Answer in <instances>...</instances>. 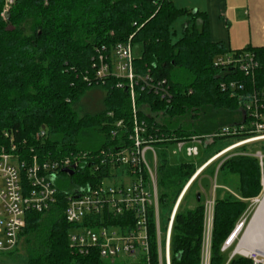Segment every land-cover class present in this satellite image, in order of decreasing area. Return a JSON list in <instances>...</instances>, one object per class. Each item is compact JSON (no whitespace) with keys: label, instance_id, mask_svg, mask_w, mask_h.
Listing matches in <instances>:
<instances>
[{"label":"trees","instance_id":"1","mask_svg":"<svg viewBox=\"0 0 264 264\" xmlns=\"http://www.w3.org/2000/svg\"><path fill=\"white\" fill-rule=\"evenodd\" d=\"M179 18H183L181 35L173 40V23ZM128 40L141 46L140 56L133 60L135 72L165 79L170 93L166 101L140 85L135 87L138 117L148 126L155 124L162 131L187 137L212 135L225 125L242 122L240 100L222 90L220 83L243 77L214 65L217 56L230 50L222 42L211 41L204 12L178 8L172 0H11L7 5L0 0V147L10 143L5 133L51 157L117 147L122 137L111 138L110 130L115 121L131 118L129 91L117 85L123 81L119 78H94L92 65L102 49L110 54L116 44ZM244 50L257 57L260 66L255 79L264 84V46L234 51ZM243 81L248 84V79ZM95 87L102 89L101 109L80 114L81 98ZM156 117H162L161 123ZM42 130L45 136L40 141ZM245 138L211 137L203 147L216 149L196 165H170L162 155L158 200L161 211L168 210L162 213L164 219L200 164ZM256 151L262 155L261 162ZM200 174L207 177L205 189L215 179L209 264H252L242 255L229 257L232 248L223 249V245L238 222L244 218L242 226L247 224L253 212L251 200L263 193L264 142L238 146L194 178L174 215L171 264H201L204 194ZM99 175L100 171L85 168L75 171L68 182L82 185ZM57 197V205L49 211L27 212L14 249L20 246L26 264H105L95 253L71 251L70 224L63 216L65 198L60 193ZM151 229L154 240L153 223Z\"/></svg>","mask_w":264,"mask_h":264},{"label":"built area","instance_id":"2","mask_svg":"<svg viewBox=\"0 0 264 264\" xmlns=\"http://www.w3.org/2000/svg\"><path fill=\"white\" fill-rule=\"evenodd\" d=\"M10 2L6 1V5ZM104 52L102 49L93 62L94 78H119L123 81L117 85L129 91L131 118L128 122L115 121L110 130L111 138L120 134V143L95 153L81 151L51 157L25 147L24 141L15 142L12 135L5 133L3 136L10 143L0 147V252L17 246L27 212L49 211L57 205L60 193L65 198L63 216L70 224L67 238L72 252L79 255L95 253L105 264H171L169 248L174 215L194 178L210 162L238 146L264 142V84L255 79L260 63L253 52L232 50L214 60L215 66L227 68L232 75L240 73L243 79H248V84L243 79L220 83L222 90H229L231 96L240 100L242 122L225 125L212 135L187 137L162 131L155 124L148 126L145 119L138 117L136 86L140 85L142 90L166 101L170 100V93L165 79L153 80L135 72L130 41L116 44L110 54ZM155 121L161 123L157 118ZM38 135L43 141L44 131ZM238 135L246 138L223 147L200 164L164 219L158 200L156 146L166 149L173 143L176 150H184L191 157L197 156L198 145L204 146L211 137ZM254 155L261 162V153L256 151ZM85 168L92 173L100 171V175L88 178L82 185L68 182V177L75 171ZM63 169L73 173L70 175ZM261 183L264 185L263 179ZM213 202L214 199L204 203L201 264H209ZM151 223L154 240H151ZM242 224L243 221L237 223L223 249L233 243ZM238 254L252 259V264H264V258L260 256Z\"/></svg>","mask_w":264,"mask_h":264},{"label":"crops","instance_id":"3","mask_svg":"<svg viewBox=\"0 0 264 264\" xmlns=\"http://www.w3.org/2000/svg\"><path fill=\"white\" fill-rule=\"evenodd\" d=\"M172 2L178 8L204 12L211 41L222 42L230 51L247 46H264V0H172ZM256 210L254 209L249 224Z\"/></svg>","mask_w":264,"mask_h":264},{"label":"rangeland","instance_id":"4","mask_svg":"<svg viewBox=\"0 0 264 264\" xmlns=\"http://www.w3.org/2000/svg\"><path fill=\"white\" fill-rule=\"evenodd\" d=\"M183 23V18H179L177 19L174 23H173V29L176 32V35L172 37L173 40L178 39L181 35V26ZM132 52H133V56L135 58L140 56L141 53V46L140 44H133L132 45ZM102 93V89L95 87L92 88L90 90H88L86 92V94L81 98L80 103L77 107V110L79 111L80 114L82 113H93V112H97L101 109L102 103H101V94ZM144 111H146L147 113L148 110L147 108L144 109ZM157 120L162 121V117H156ZM177 146L175 144H170L166 149H162L159 146H156V150L158 152V157L159 160L162 157V155H165V157L167 158V161L170 165H174V164H180V163H193V164H198V162H200L202 160V158L205 155H210L212 151H214V149H216L215 147L213 148H204L203 146L198 145L199 149V153L197 156H187L185 154L184 150H176ZM176 151V152H175ZM207 179L206 175H199V187L201 189V191L204 194V203H208V201L210 202V200L214 199L215 196V179L213 178L212 180H208L211 184L210 188L205 189L203 186L204 181ZM263 196V193L258 197L255 198L253 200H251V206L256 210L257 207V200L261 199ZM167 208H165V210H162L163 215H166L167 212ZM253 213V212H252ZM251 213V215H252ZM255 213V212H254ZM254 215V214H253ZM250 220V219H249ZM244 221V218L240 221L242 222ZM239 222V223H240ZM251 223V222H250ZM248 225L249 221L247 222V224L245 226H242V228L239 230L238 234L236 235V238L234 239L233 243L230 244L228 247L232 248L231 253L229 254V257L232 256L233 253H235L236 255H239L238 253L241 252V246H240V242L242 241L243 237L246 234V231L248 229ZM258 228V226L255 228V230ZM18 250L16 251L15 249L10 250V251H5V252H0V264H26V259L23 256L24 254H22V250L19 247H17ZM237 248H239L240 250H237ZM234 255V254H233ZM257 256H260L262 258H264L261 254H257Z\"/></svg>","mask_w":264,"mask_h":264},{"label":"bare ground","instance_id":"5","mask_svg":"<svg viewBox=\"0 0 264 264\" xmlns=\"http://www.w3.org/2000/svg\"><path fill=\"white\" fill-rule=\"evenodd\" d=\"M257 210L251 220L243 240L240 242L242 254L264 255V196L257 200ZM258 228L255 230V228ZM240 250L237 248L236 252ZM264 257V256H263Z\"/></svg>","mask_w":264,"mask_h":264},{"label":"water","instance_id":"6","mask_svg":"<svg viewBox=\"0 0 264 264\" xmlns=\"http://www.w3.org/2000/svg\"><path fill=\"white\" fill-rule=\"evenodd\" d=\"M6 1H9V0H6ZM3 15H4V18H5V19H8L9 15H8V13H7L6 11H5V13H4ZM62 171H63V172H67V173L70 174V175L73 173L72 170H68V169H67V170H66V169H63ZM197 199H199V195H198V194H197Z\"/></svg>","mask_w":264,"mask_h":264}]
</instances>
